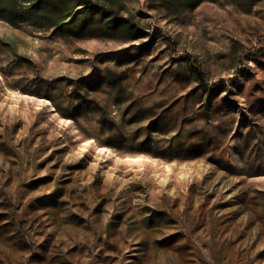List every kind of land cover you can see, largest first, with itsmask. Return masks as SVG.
<instances>
[{"label": "rangeland", "instance_id": "rangeland-1", "mask_svg": "<svg viewBox=\"0 0 264 264\" xmlns=\"http://www.w3.org/2000/svg\"><path fill=\"white\" fill-rule=\"evenodd\" d=\"M90 1L0 19V264H264V0Z\"/></svg>", "mask_w": 264, "mask_h": 264}, {"label": "trees", "instance_id": "trees-1", "mask_svg": "<svg viewBox=\"0 0 264 264\" xmlns=\"http://www.w3.org/2000/svg\"><path fill=\"white\" fill-rule=\"evenodd\" d=\"M0 0V19L10 24H17L32 17H47L50 27H57L64 34L83 36L90 33L115 35L120 33L129 40L141 39L145 36L142 27L136 26L128 18L113 15L111 11L91 3L90 0ZM174 11L195 8L202 0H154ZM194 73L203 89L213 91L221 87L220 80L208 85L204 83L202 72L198 66L191 64ZM88 84L87 82L85 83ZM78 104L75 105L77 108ZM204 142V140H202ZM178 145V144H177ZM176 145V146H177Z\"/></svg>", "mask_w": 264, "mask_h": 264}]
</instances>
